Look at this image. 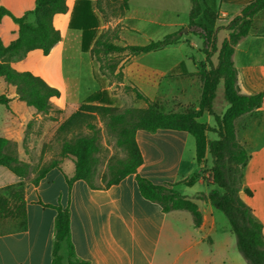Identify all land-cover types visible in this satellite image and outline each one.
I'll return each instance as SVG.
<instances>
[{
  "label": "crops",
  "instance_id": "obj_1",
  "mask_svg": "<svg viewBox=\"0 0 264 264\" xmlns=\"http://www.w3.org/2000/svg\"><path fill=\"white\" fill-rule=\"evenodd\" d=\"M136 1L130 2L129 10L118 20L123 25L121 37L127 41L124 46H146L179 31L183 38L179 45L153 53L158 55L128 56L121 62L119 70L125 79L139 87L153 102L157 103L161 98V105L166 112L184 113L192 108L199 110L203 88L199 76L200 66L206 65L208 69L211 66L204 53V41L184 32L190 26L192 0H163L161 5H137ZM176 1L178 6H175ZM251 1L200 0L203 9L200 21L217 30L240 15ZM92 3L95 5L97 0ZM72 6L73 2H70L71 9ZM179 6H183L182 11ZM70 15L71 12L56 16L55 26L58 30L64 31ZM18 31L19 27L14 32L15 40H1L5 44L15 42ZM69 31L65 32V37ZM80 37L82 41V32ZM228 37L227 31H220L219 46ZM188 46L192 51L186 48ZM173 49L182 55L171 56ZM262 49L264 10L254 18L250 35L239 44L234 56L238 85L243 95L264 93ZM212 61L216 64L217 59L213 58ZM0 84L6 86L3 95L11 100L10 109L4 106L5 113L0 115V136L11 142L7 153L25 161V143L29 134L27 128L33 120H38L35 119L36 112L19 99L16 88L9 86L4 78H0ZM112 99L115 102L116 99ZM139 103L136 108H146L143 101L139 100ZM228 108L227 105L225 112ZM254 114L263 116V119L259 123L249 122V126L262 127L261 132L264 134L263 105L237 121L240 142L247 141L241 139L240 125ZM208 123L211 126L210 121ZM136 139L143 155V165L137 174L110 187H93L84 180H78L70 186L66 177L74 176L75 165L71 172L64 164L53 168L35 184L36 177L17 176L0 164V191L23 186L26 202L25 218L0 220V264H53L58 216L56 208L59 206L70 211L72 242L77 257L90 264H200L201 246L207 241L211 247L205 263L217 264L213 257L215 242L211 240L212 233L217 229L216 208L198 199L202 193L207 194L209 188L202 193H192L196 185L189 187L185 184L195 173H202V166L197 162L195 138L184 131L159 130L151 133L139 130ZM15 149L17 152H13ZM138 176L154 185L174 188L193 200L203 213L202 226L196 228L193 221L183 217L181 214L186 211L165 213L160 204L144 198ZM200 179L197 184L206 186L203 178ZM199 203L206 206L202 207ZM252 209L254 217L264 226V219L258 216V210ZM64 254L67 255L66 249Z\"/></svg>",
  "mask_w": 264,
  "mask_h": 264
},
{
  "label": "trees",
  "instance_id": "obj_2",
  "mask_svg": "<svg viewBox=\"0 0 264 264\" xmlns=\"http://www.w3.org/2000/svg\"><path fill=\"white\" fill-rule=\"evenodd\" d=\"M1 1V0H0ZM102 0H97V10L105 17ZM132 0H114L115 16L122 18L130 8ZM70 2H73L72 9ZM113 3V2H112ZM264 10V0H252L225 27L213 29V26L200 21L203 9L200 0H192L189 34L204 41V53L211 68L201 65L199 72L202 81V96L199 110L190 109L187 112H166L159 108L136 85L132 90L137 98L147 104V108L121 109L107 91H100L92 98L91 103L82 104L79 109L64 123L59 132L65 136L75 135L67 140L62 149V155L73 157L75 174L67 175V181L72 186L78 180H84L93 187V164L95 156L100 152V129L97 121L104 120L109 130L117 135V146L127 152L125 158L110 165V180L107 187L121 183L127 177L137 174L143 165V155L137 143V132L145 130L156 133L159 130H176L190 133L196 140L197 162L200 166L211 157V169L214 189L203 201L212 204L224 213L231 225L232 234L236 238L237 248L248 264H264V226L254 217V211L241 197L243 189L244 170L248 166L251 155L248 149L239 141L237 121L251 114L264 105V93L243 95L238 85V69L234 56L236 48L247 38L252 30L254 18ZM71 12L70 19L65 24L64 31L55 26L58 15ZM35 14L36 22H29L28 16ZM10 17L19 26L18 39L5 44L0 38V78H4L9 86L16 88L19 99L36 113L48 115L53 109V102L60 99L62 92L52 86L47 80L32 71L20 72L12 66V58L20 60L30 53L41 51L50 56L55 47L63 43L67 30L82 32V51L90 53L92 60L100 54L105 58L112 54H127L139 56L164 51L182 42V32L167 35L159 41H152L146 46H119L115 44L120 38L119 31L101 33V18L94 5L89 0H37L35 10L24 17L15 16L10 10L0 7V20ZM227 31L229 37L221 46L218 44L220 31ZM219 46V47H218ZM218 63L212 61L218 52ZM99 57V56H98ZM96 58L101 62L102 58ZM116 63L112 70L120 67ZM119 74L123 76L120 70ZM224 86L223 99L229 106L228 110L219 115L215 109L217 92L220 85ZM10 98L0 95V105L10 109ZM206 116L213 117L215 129L204 122ZM87 130L89 133H84ZM210 133L218 136L210 140ZM11 142L0 136V164L10 169L17 176L28 177V166L16 156L7 153ZM60 165L54 164L43 171L34 180L38 184L47 172ZM201 174L195 173L185 181L189 187L195 186ZM140 192L144 198L158 203L165 213L175 211L189 212L196 228L203 224V213L199 206L189 197L171 187L154 185L151 181L138 176ZM56 240L53 253V264H90L80 260L72 242L71 216L68 208H56ZM26 202L24 187H9L0 191V220L9 218H25ZM65 249L67 255L64 254Z\"/></svg>",
  "mask_w": 264,
  "mask_h": 264
},
{
  "label": "rangeland",
  "instance_id": "obj_3",
  "mask_svg": "<svg viewBox=\"0 0 264 264\" xmlns=\"http://www.w3.org/2000/svg\"><path fill=\"white\" fill-rule=\"evenodd\" d=\"M94 2V0H89ZM113 2V3H112ZM163 0H137L136 4L148 3L161 5ZM181 2V1H179ZM173 3V1H171ZM70 5V4H69ZM187 5V2H186ZM36 6V0H1L0 7L10 10L17 17H24L28 11H33ZM101 6L104 8L105 17L97 10V4L94 8L101 18V26L99 33H108L119 31L120 38L116 39L115 44L124 46L127 41L121 37L123 25L118 23L120 19L115 16L114 0H102ZM178 6V1L175 2ZM184 6V5H183ZM183 6H179L180 10ZM177 8V7H174ZM182 11V10H181ZM29 22L35 23L36 16L32 14L28 16ZM59 24V22H58ZM18 25L10 17H6L4 22L0 20V38L5 41H13L16 39L14 32L18 29ZM225 27V26H224ZM188 35V33H186ZM81 32L70 30L63 43L57 45L50 56H45L41 51H35L26 58L20 60L12 58V66L20 71H32L37 75L45 78L51 85L59 88L62 92L60 99L53 102V109L48 115L35 113L38 120H33L31 126L27 128V142L25 143V162L28 166L30 176L37 177L43 171L47 170L54 164L63 165L71 172L74 167V158L62 155L63 145L67 140L74 141L75 135L65 136L59 132V128L68 118H70L82 104L91 103L95 94L100 91H107L111 98H115L114 105L118 108L126 109L136 108L139 106V99L132 90L131 81L125 79V76L119 74L120 70H112L113 66L125 60L127 54H112L105 58L104 54L97 57L103 60L99 62L92 55L84 53L81 45ZM183 35V34H182ZM219 44V38H218ZM219 47V46H218ZM192 51L191 47H186ZM264 50V49H262ZM170 52L171 56L182 55L177 49ZM156 53V52H155ZM168 53V52H167ZM152 56L158 55L151 53ZM161 55H165L162 54ZM218 52L213 58L217 59ZM212 58V59H213ZM93 65V66H92ZM6 86L0 84V95L5 92ZM224 87L220 85L217 92L215 109L219 115L224 114L227 104L223 99ZM160 99L157 106L163 109ZM160 102V103H159ZM145 103V102H144ZM146 108L148 107L145 103ZM145 109V108H144ZM5 113V107L0 106V115ZM41 115V118H38ZM263 116L254 114L243 120L240 125L241 143L248 149L251 160L244 170V186L241 191V197L244 202L251 208L258 210L264 219V134L261 132L262 127L249 126V122L259 123ZM250 119V120H248ZM1 120V119H0ZM204 120L210 121L211 129H215L216 122L213 117L206 116ZM100 129V152L95 156L93 164V183L95 186H106L110 180V165L125 158L127 152L117 146V135L112 133L107 127L104 120L97 121ZM84 133H89L85 130ZM218 136L210 133L209 139L216 140ZM13 152H17L16 149ZM213 160L209 157L202 164L201 177L204 184H196L194 192H204L209 188L207 194H201L198 199L203 201L205 196H209L214 189L213 175L211 172ZM201 180V179H200ZM194 187V186H193ZM205 202V201H203ZM205 207L203 203H199ZM181 215L187 217L189 221H193V217L189 212H183ZM215 217L217 221V229L211 235V240L215 242V250L213 257L217 264H248L242 255L238 252L236 246V238L232 235L231 225L227 217L221 211L215 209ZM257 219V217H256ZM194 222V221H193ZM211 243L205 242L201 246L202 262L206 264V258L210 256ZM239 260V261H238Z\"/></svg>",
  "mask_w": 264,
  "mask_h": 264
},
{
  "label": "water",
  "instance_id": "obj_4",
  "mask_svg": "<svg viewBox=\"0 0 264 264\" xmlns=\"http://www.w3.org/2000/svg\"><path fill=\"white\" fill-rule=\"evenodd\" d=\"M184 32H185V33H188V32H189V29H185Z\"/></svg>",
  "mask_w": 264,
  "mask_h": 264
}]
</instances>
